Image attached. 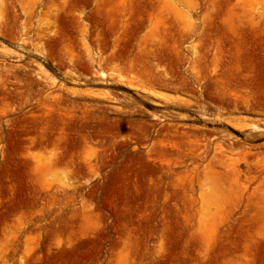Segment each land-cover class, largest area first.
I'll use <instances>...</instances> for the list:
<instances>
[{
    "label": "rangeland",
    "instance_id": "1",
    "mask_svg": "<svg viewBox=\"0 0 264 264\" xmlns=\"http://www.w3.org/2000/svg\"><path fill=\"white\" fill-rule=\"evenodd\" d=\"M0 264H264V0H0Z\"/></svg>",
    "mask_w": 264,
    "mask_h": 264
}]
</instances>
